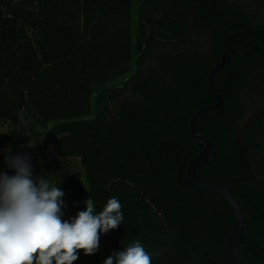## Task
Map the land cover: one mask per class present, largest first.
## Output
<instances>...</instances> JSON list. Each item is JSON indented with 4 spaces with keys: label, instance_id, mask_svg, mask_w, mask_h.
Listing matches in <instances>:
<instances>
[{
    "label": "trees",
    "instance_id": "trees-1",
    "mask_svg": "<svg viewBox=\"0 0 264 264\" xmlns=\"http://www.w3.org/2000/svg\"><path fill=\"white\" fill-rule=\"evenodd\" d=\"M263 9L264 0H0V123L11 128L0 171L14 174L9 153L29 155L33 178L65 192V219L88 198L97 212L112 197L122 205L123 224L73 264H103L137 240L152 264H223L234 208L178 173L187 158V180L202 153L190 121L216 104L211 71L227 49L253 43L214 77L225 114L196 126L217 159L196 174L231 188L246 226L264 230V116L245 122L264 104L251 97L264 74ZM240 259L264 264V236L245 237Z\"/></svg>",
    "mask_w": 264,
    "mask_h": 264
},
{
    "label": "clouds",
    "instance_id": "clouds-1",
    "mask_svg": "<svg viewBox=\"0 0 264 264\" xmlns=\"http://www.w3.org/2000/svg\"><path fill=\"white\" fill-rule=\"evenodd\" d=\"M13 175L0 171V264H73L97 253L100 237L123 224L122 205L110 198L100 212L92 198L86 210L64 218L65 192L48 179L33 178L29 155L6 156ZM103 264H152L137 240L114 251Z\"/></svg>",
    "mask_w": 264,
    "mask_h": 264
},
{
    "label": "water",
    "instance_id": "water-1",
    "mask_svg": "<svg viewBox=\"0 0 264 264\" xmlns=\"http://www.w3.org/2000/svg\"><path fill=\"white\" fill-rule=\"evenodd\" d=\"M220 16L225 18L226 20L232 22L234 25L238 27H242L243 29L247 30L248 33H239L243 36H251L253 34L252 30L240 23H236L228 19L227 17L223 16L221 13L218 12ZM238 34V33H237ZM236 34V35H237ZM234 36L229 37L228 41L230 43H235ZM238 42V41H237ZM238 43H245V42H238ZM252 44V43H251ZM255 47L254 51L251 52H241L237 49H227L222 54L221 62L211 71L209 76V84L211 91L216 99V104L208 107H202L192 118L190 121V133L192 139L194 140L195 144H197L201 149L202 153L198 155L196 158L192 160V162L188 166V178L187 180L182 179L183 170L187 164V158H185L183 165L181 166L178 179L180 183L187 188H198L204 189L208 191H213L221 194L225 197L233 206L236 216V222L234 230L231 234L230 239L225 247L224 253L222 255L223 264H241L240 259V249L242 242L245 237H255V236H264V230H259L255 228H251L246 226L244 220V213L242 208L241 201L237 198V196L233 193L231 188L227 187L226 185L210 180L205 179L202 177L197 176L196 171L198 168L206 167L215 162L217 159V153L214 150L212 143L196 126V121L201 117H210L213 119H221L225 114V106L224 101L220 93L214 88L213 80L217 72L225 65L227 55L230 53H240L242 55H252L258 50L257 44H252ZM216 110L217 112H213ZM178 145V144H177Z\"/></svg>",
    "mask_w": 264,
    "mask_h": 264
},
{
    "label": "rangeland",
    "instance_id": "rangeland-1",
    "mask_svg": "<svg viewBox=\"0 0 264 264\" xmlns=\"http://www.w3.org/2000/svg\"><path fill=\"white\" fill-rule=\"evenodd\" d=\"M233 1L239 2L241 0H233ZM257 13H258L257 14L258 15V22L264 23V9L263 10H259ZM260 76L262 77V79H261V81H259L257 83L256 88L254 89V92H253L251 97L259 96L264 101V74L261 73ZM253 100L256 103L259 102L257 97H254ZM263 116H264V104H263V106L262 105L259 106V109L256 110V111L254 109L253 110H249L248 117L245 120V122H246V124H250L252 122H256V121L260 120V118H262ZM10 131H11L10 126H7L5 124L0 123V135H6V133H8ZM36 153H40V152L36 151ZM38 160H40V158H38ZM70 161L73 162L74 164L76 163L75 167L77 169H79V167H80V159H70Z\"/></svg>",
    "mask_w": 264,
    "mask_h": 264
}]
</instances>
